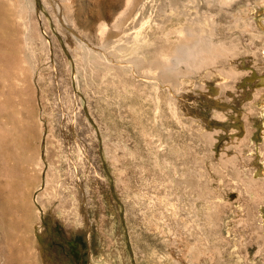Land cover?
I'll return each instance as SVG.
<instances>
[{
  "label": "rangeland",
  "instance_id": "374dc122",
  "mask_svg": "<svg viewBox=\"0 0 264 264\" xmlns=\"http://www.w3.org/2000/svg\"><path fill=\"white\" fill-rule=\"evenodd\" d=\"M9 8L24 81L0 95V130L10 112L8 128L30 124L33 160L20 171L0 132V264L13 242L28 264H264V0H0ZM190 27L215 57L168 70ZM7 178L30 180V250Z\"/></svg>",
  "mask_w": 264,
  "mask_h": 264
},
{
  "label": "bare ground",
  "instance_id": "6f19581e",
  "mask_svg": "<svg viewBox=\"0 0 264 264\" xmlns=\"http://www.w3.org/2000/svg\"><path fill=\"white\" fill-rule=\"evenodd\" d=\"M132 2V1H131ZM134 2V1H133ZM142 2H139V4ZM133 4V3H132ZM138 4V3H137ZM146 2L142 3L141 6V10L143 13H145V8H146ZM136 5V4H135ZM175 7V6H174ZM152 8V7H151ZM140 10V9H139ZM159 10V9H158ZM135 11V10H134ZM139 12V11H138ZM161 12V11H159ZM140 13V12H139ZM19 17V11L17 9H13V8H9L8 13L7 14H3L0 10V81L2 82L1 87H0V95L4 94V90L5 88H7V90L9 89L10 91L13 89H15L17 87V84L19 81H24L23 77H21V71L23 70L22 68V56H21V49H22V42H21V37L19 35V29L17 27V18ZM129 18V17H128ZM62 21V20H61ZM158 21V20H157ZM192 21V20H191ZM73 25V24H72ZM121 25V24H118ZM123 25V24H122ZM7 27L10 29V36H8V32H7ZM116 27V26H115ZM187 28V27H185ZM200 29V28H199ZM108 30V29H107ZM126 30V29H125ZM197 30V29H196ZM75 31V30H74ZM122 32V31H121ZM78 34V33H77ZM79 36V35H78ZM26 37H30L29 35H26ZM80 37V36H79ZM81 39V43L84 44L85 46H89L91 48H96L94 47L91 43L87 42L86 40H84V38H82V36L80 37ZM80 39H78L80 41ZM130 39V38H129ZM26 41V39H25ZM212 46V42L211 39H209L207 36L204 35H197L194 33L192 27L188 28L186 31V34L183 38L180 39V41L176 44H174V46L172 47V61L170 64H168L166 66V68L168 70L170 69H174L177 65H179L180 63L184 64L183 62L188 63V61L196 59L200 54L202 53H206L209 52V50H211L212 48L216 47L213 42ZM220 44H218L217 46H219ZM26 47V45H25ZM217 47V48H218ZM99 49V48H98ZM221 50L222 46L219 48ZM225 49V48H224ZM217 50V49H215ZM214 51V50H213ZM207 54V53H206ZM217 55V54H215ZM221 55V54H220ZM103 56V55H102ZM201 56V55H200ZM205 56V55H204ZM202 57V56H201ZM215 56H211L209 55V57L206 55L205 58H211ZM219 57V56H218ZM203 58V57H202ZM205 58H203L205 60ZM199 59V58H198ZM197 60V59H196ZM210 60V59H209ZM109 61V60H107ZM199 61V60H197ZM203 61L202 59L200 60V62ZM112 63V61H110ZM194 61H192L193 63ZM199 62V63H200ZM191 63V62H190ZM202 63V62H201ZM200 63V64H201ZM131 65V64H130ZM165 67V65H164ZM165 68V69H166ZM178 70V69H177ZM30 71V69L28 70ZM233 71V70H232ZM228 72V71H227ZM230 72V71H229ZM228 72V73H229ZM30 73V72H29ZM226 73V72H224ZM231 74V73H230ZM161 77V76H160ZM28 81V77L26 78ZM29 82V81H28ZM20 83V82H19ZM160 83V82H159ZM22 86V84H21ZM19 87L20 90H22V87ZM25 88V89H24ZM261 88V87H260ZM259 88V89H260ZM262 89V88H261ZM260 89V90H261ZM18 90V89H16ZM23 90H26V87H23ZM16 92V91H14ZM29 92V91H28ZM19 93V92H18ZM21 93V92H20ZM19 93V94H20ZM27 92H24V94ZM257 93V92H256ZM30 94V93H28ZM27 94V95H28ZM9 95V94H7ZM6 95V96H7ZM21 95V94H20ZM23 95V93H22ZM26 95V94H25ZM3 96V95H1ZM12 96V95H10ZM15 96V95H14ZM255 96V95H254ZM29 97V96H26ZM7 97H5V101L9 102L8 100H6ZM11 98V97H10ZM9 98V99H10ZM13 98V97H12ZM21 98V97H18ZM25 99V100H24ZM27 98H22V100L25 102L26 104L28 102ZM2 99H0L1 101ZM4 100V99H3ZM2 100V101H3ZM11 100V99H10ZM21 99L18 101L23 102ZM7 102L2 103L6 104ZM17 101H14V103ZM19 103H16L15 105L19 106L21 105ZM251 102V101H250ZM8 104V103H7ZM25 104V103H22ZM31 105V104H30ZM5 106V105H4ZM7 106V105H6ZM29 106V105H28ZM27 106V107H28ZM33 106V105H32ZM2 107V106H1ZM22 107V105H21ZM26 107V106H24ZM3 108V107H2ZM32 108V107H30ZM7 110V109H6ZM5 110V111H6ZM10 111V110H8ZM15 112V110H14ZM20 114V113H19ZM32 114V113H31ZM6 120L4 121L3 125L1 124V126L3 127V130L1 129L0 132L2 133L3 131V145L5 148L6 147H11L10 144H12V147L15 146L17 153L19 154L21 160H22V165H20V171H25L28 169V166L26 168V163L28 162L27 165H29L31 163V161L33 160L31 157L32 155H30V153H28L26 155V153L24 152V145H26L27 147L30 146V141H29V136L31 134L30 132V126L29 125H25L24 123V119H13L14 123H18L16 121L19 120V126L17 124V126H15L14 128L10 129L8 128V123L11 122L12 119V113L10 112V114L8 113L6 116ZM29 121V122H28ZM30 123V120H27V124ZM33 129V128H32ZM25 140L27 141V143L25 142ZM1 141V144H2ZM213 141V140H212ZM7 145V146H6ZM9 145V146H8ZM14 145V146H13ZM25 146V147H26ZM9 147V148H10ZM12 149V148H11ZM14 149V148H13ZM2 150H4L2 148ZM7 150H9L7 148ZM7 151L5 150V153H3L2 155H4V157L6 158L5 160H12V155L14 154H8L6 153ZM15 156L17 154H14ZM24 155L26 156V160H23ZM14 158V156H13ZM19 157H16V159ZM19 160V159H18ZM20 160V161H21ZM15 161V158H14ZM17 161V160H16ZM11 162V161H10ZM17 163L20 164V162L17 161ZM16 163H10L11 166L15 167ZM33 165V164H32ZM8 175V174H7ZM9 176V175H8ZM14 176V175H13ZM28 176V175H27ZM29 177V176H28ZM8 180V178H7ZM1 181V180H0ZM22 179L18 180V179H9L8 181H6V186L9 194V197L7 195V197L9 198L6 202H8L7 205V210H9L10 212H15V218H12L14 220V222L17 223L18 226H20V222L21 224L24 223V227L22 228V226L20 228H18L19 230L16 231V237L20 238V240L22 241V246L20 247L21 250L25 251V250H30V242H29V237L27 235V229L29 228V223H31V219L30 217L32 215H29L30 211V206H29V201L28 200V195H27V191H28V185H30V180L27 178L26 179V184L25 187L22 185ZM2 183V182H1ZM3 187V185H0V188ZM6 189V188H5ZM6 189V190H7ZM2 190V192H4V189H0ZM29 192V191H28ZM30 193V192H29ZM5 196V195H4ZM31 203V202H30ZM31 205V204H30ZM6 207H4L5 209ZM3 209V210H4ZM24 210L25 213L24 215L21 213V211ZM2 211V210H1ZM3 212V211H2ZM9 212V213H10ZM4 213V212H3ZM7 213V212H6ZM3 215V214H2ZM14 215V214H13ZM5 216V214L3 215ZM10 218V217H9ZM12 223V222H11ZM31 231V230H30ZM11 233V231H9ZM12 234V233H11ZM10 238V241H12V237H8ZM13 242V241H12ZM14 243V242H13ZM10 244V250H9V256L7 258V262L6 264H28L26 258H28L29 256H24V259H20L21 257H18L16 254V250L14 245ZM15 244V243H14ZM22 252V251H21ZM27 252V251H26ZM25 255V254H24ZM31 256V255H30ZM5 257V256H4Z\"/></svg>",
  "mask_w": 264,
  "mask_h": 264
}]
</instances>
